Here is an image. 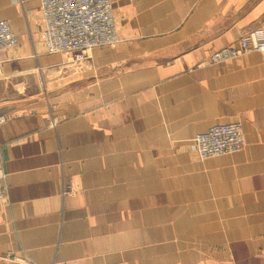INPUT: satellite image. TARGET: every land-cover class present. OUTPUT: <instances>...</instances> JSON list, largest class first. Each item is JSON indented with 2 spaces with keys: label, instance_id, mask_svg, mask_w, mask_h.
Instances as JSON below:
<instances>
[{
  "label": "crops",
  "instance_id": "0c3cea01",
  "mask_svg": "<svg viewBox=\"0 0 264 264\" xmlns=\"http://www.w3.org/2000/svg\"><path fill=\"white\" fill-rule=\"evenodd\" d=\"M112 2L122 42L74 65L40 0H0V264H264V57L201 66L264 32V0ZM235 122L244 150L199 159Z\"/></svg>",
  "mask_w": 264,
  "mask_h": 264
},
{
  "label": "built area",
  "instance_id": "2783aa9c",
  "mask_svg": "<svg viewBox=\"0 0 264 264\" xmlns=\"http://www.w3.org/2000/svg\"><path fill=\"white\" fill-rule=\"evenodd\" d=\"M40 2L47 54H69L72 64L81 65L91 59L95 49L122 42L112 0H40ZM18 45L19 39L10 23L1 20L0 52L13 50ZM253 52L264 57L262 31L248 32L239 39L237 46L214 51L201 66L227 63ZM7 120V117L0 116V127ZM51 124L55 126V120H52ZM245 147L243 128L238 122L217 124L191 140V148L201 160L237 154ZM5 180L6 173L0 162V203L3 204L8 201ZM8 257L12 258L10 255Z\"/></svg>",
  "mask_w": 264,
  "mask_h": 264
}]
</instances>
